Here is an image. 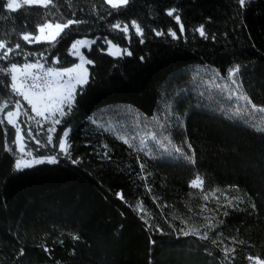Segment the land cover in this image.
Wrapping results in <instances>:
<instances>
[{"label": "trees", "instance_id": "trees-1", "mask_svg": "<svg viewBox=\"0 0 264 264\" xmlns=\"http://www.w3.org/2000/svg\"><path fill=\"white\" fill-rule=\"evenodd\" d=\"M5 3L0 0V40L5 43L0 55L8 48L12 52L0 59V68L37 61L68 68L77 63L70 53L75 40L90 38L96 43L83 50L93 61L87 66L90 83L79 91L70 114L63 118L56 114L61 123L52 133L48 132L51 121L37 124L23 114L29 109L33 116L27 102L12 90L10 74L0 72V109L4 103L0 110L4 120L0 125V264H254L248 257L264 260V127L210 102L194 104L181 117L184 137L191 145L186 154L159 148L144 151L121 125L129 115L152 119L161 84L189 66H207L224 75L239 65L243 93L257 107H264V0H246L244 8L238 0H129L119 8L106 0H52L47 6L23 4L15 11ZM169 9L177 12L169 16ZM68 20L80 23L70 25L51 42L22 39L23 34L35 35L45 23ZM117 23L121 28L128 25V32L113 29ZM201 24L208 38L195 31ZM169 29L179 38L168 35ZM157 31L164 35L157 36ZM105 40L121 54L110 55ZM124 49L132 55L123 54ZM17 101L23 106L18 122L26 149L37 158L58 156V163L13 170L18 156L15 129L3 116ZM29 127L42 143L51 135L52 145L37 152L27 138ZM66 129H70V158L59 153L58 140ZM5 141L17 156L5 150ZM197 177L202 187H191ZM145 212L151 213L148 222L162 231L147 227L140 218ZM209 223L216 227L206 228ZM191 228L200 235L208 231L209 238L180 232ZM226 248L234 251L226 255Z\"/></svg>", "mask_w": 264, "mask_h": 264}, {"label": "snow or ice", "instance_id": "snow-or-ice-1", "mask_svg": "<svg viewBox=\"0 0 264 264\" xmlns=\"http://www.w3.org/2000/svg\"><path fill=\"white\" fill-rule=\"evenodd\" d=\"M51 2H52V0H23L24 5H30L33 3H41V4H44L45 6H47ZM106 2L108 4H110L113 8H119L122 5H127L129 3V0H106ZM248 2H250V0H248ZM238 4L241 8H244L246 5V0H238ZM5 7L10 11H15L21 7V3H19L18 0H6ZM176 12H177L176 9H169V10H167V15L173 16L174 13H176ZM175 20L177 21V23H180V16L178 14L175 15ZM75 23H80V21L68 20L67 23H64V24L57 23L55 25V28L58 30L56 32V35L57 36L60 35V33L64 31V29H67L70 25L75 24ZM131 23L135 27L136 33L142 35V30L136 24V21H132ZM44 27H51V25L47 24ZM44 27H40L41 32H43ZM112 27H113V29H120L124 33L128 32V25H126V24L123 26V28H121L119 23L112 25ZM195 31H197L201 37L208 38L203 24H201L197 29H195ZM180 33H181V35H183V33H184V26L182 23H180ZM155 34L157 36L164 35V33L160 32V31H157ZM168 35H170L173 39L179 38V37H177L176 32L173 31L172 29L168 30ZM22 39L25 41H29V35L23 34ZM37 39H39V37H37ZM53 39H55V36L53 37ZM29 42H31V41H29ZM140 42L143 43V40H141ZM86 43H88V42L85 40L74 41L72 44V50H76V51H74V54L80 55L79 51L77 50V45H84ZM91 43L95 44L96 41H91ZM105 43L112 45V42L108 41V40H105ZM15 47L19 48L20 45L17 44ZM4 48H5V43H4V41L0 40V49H4ZM108 51H109L110 55H120L121 54L120 52L113 53L111 51V47L109 48ZM11 52H12V48H8L7 51H5L2 55H0V59H7L8 54ZM123 54L131 56L132 52L128 51L127 49H124ZM141 59H143V57H141ZM54 62H58V61L54 60ZM83 63H84V61L82 60L80 64L74 65V68H82ZM87 63L92 64L93 61L88 60ZM22 67H23L24 71L20 72V67H18V65L16 63H11L10 67L0 68V72L10 74L11 81H12V83H11L12 90L14 92H16L18 95L23 96L24 100H26L28 105L30 106V111L32 113H35V116L29 115V109H25L23 114L25 116H27L29 120L34 121L37 124H39L40 121L37 120L36 117H42L45 120H51L52 127L48 129V132L49 133L55 132L56 131V125H59L61 123V119H56L54 117L58 113L59 116L61 118H63L73 111V105L76 101V96L79 94V91H82L83 88L90 83V78L86 75L82 76L79 74H77L76 76H69V79L67 81L63 82V85L61 86L62 91L59 92L58 96L49 95L47 102L49 103V105H52V107H49L47 109L49 114L45 115V111L41 110V108L38 106L42 100V93H33L32 95H29V93L27 91H21V88L17 86V79H18L17 72H20L21 76L25 80H27L28 78H30L32 76V74L27 71L28 69H34V68L43 67V66L39 64V61H37L35 64L25 63ZM74 68H62L59 70H55L53 68H48L46 70V72L48 75H51L55 71L57 75L62 76L63 74L72 73L74 71ZM239 70H240V66L236 65L233 68L229 69V75H235L239 72ZM84 71L87 72V69H84ZM34 79L38 80V79H40V77L36 76ZM73 81H74V83H73ZM233 83H235V81H233ZM29 87L30 88H39L40 85L33 83ZM242 99L245 100L248 104H250L251 108L254 111L264 114V107H257L255 104H253L251 102V99L248 96L244 95V96H242ZM5 107H6V105H5ZM21 107H23V106L19 104V101H17V104H16L17 110L8 111L6 113L7 124L12 125L15 129V140L13 141V144L17 146V152L19 153V155L17 156V152H13V148L8 146L7 141H5V150L8 152H13V155L17 156V158L15 159V162H14L13 170L14 171H22L24 169H29V168H32L36 165H40L43 163H49V164L58 163L59 162L58 156H48V157L37 158V157L33 156V151L31 149L26 150L25 137H24V135H22V129L15 119L16 117H18L21 114L19 111V109ZM65 107H66L67 111H65ZM0 110H2V109H0ZM3 123H4V120L0 119V125H2ZM69 132H70V129H66L63 132L62 137H60L58 140L59 153H62L64 156H66L68 158L71 157V154L68 151V148L70 147V145H68L66 147V143H67L66 138L69 136ZM5 134H7V130H5ZM27 138H28V140L33 141L35 143L37 152H39V150L41 148L47 147L48 145H52V143H53V137L51 135L47 136V143H42L40 140H38L36 138L35 135H33V130L31 127H29L27 130ZM125 143H127V140H125ZM189 147H191V145H189ZM176 151L180 152L181 150L179 148H177ZM105 155H107V153H105ZM24 157H31V159H25ZM187 159L190 162H192L191 156L187 157ZM71 162L73 164H76L78 161L72 160ZM141 169L143 170V165H141ZM202 184H203V182L200 181L199 177H197L196 180H193L191 182L190 186L191 187H202ZM117 196L121 199L124 198L122 193H117ZM204 199H206V200L208 199L207 195L204 197ZM233 199L239 200L240 198L234 197ZM232 203H233L232 200L228 201L229 206H231ZM253 207H255V206L253 205ZM137 209H140V205L137 206ZM137 209H134V210H137ZM227 214H228L227 212L224 213V215H227ZM150 216H151L150 212H145V214L141 215L140 218L145 222V224L147 225V227L149 229L155 227L157 231H162V229H160L158 226H154L148 222V217H150ZM218 223H222V221H219ZM205 227L206 228H215L216 225L209 223L208 225H205ZM180 232L184 236L198 235V236H200L201 239H208L209 238L208 231H205L203 233V235H200L199 231L196 228H191L188 231L180 229ZM73 239H78V237L73 236ZM61 243H63V241H61ZM213 243H215V241H213ZM44 251L48 252L50 250L45 248ZM224 251H225V254L227 255V253L233 252L234 249L226 248V249H224ZM23 254H24V250L21 249L20 255H23ZM248 259L249 260H256L257 264H264V261H260L259 258L248 257Z\"/></svg>", "mask_w": 264, "mask_h": 264}, {"label": "rangeland", "instance_id": "rangeland-1", "mask_svg": "<svg viewBox=\"0 0 264 264\" xmlns=\"http://www.w3.org/2000/svg\"><path fill=\"white\" fill-rule=\"evenodd\" d=\"M18 1L23 3V0ZM108 46L111 47L113 53H121L118 47H113V45L109 44ZM77 50L79 49L77 48ZM82 60L81 58L80 62L76 63V65L80 64ZM233 67L234 66L229 69ZM70 68H74V66H70ZM53 69L59 70L58 68ZM84 69L88 71L85 63H83L82 68H74V71L70 74L59 76L55 71L53 72L57 84L48 93L42 94V100L38 105L41 110L45 111V115L49 114L47 109L52 107V105H49L47 102L49 95L58 96L59 92L62 91L61 86L63 82L67 81L69 76H76L77 74L82 75L81 73L85 72ZM229 69L224 75L219 74L214 69L207 66H189L177 71L160 86L159 105L155 116L152 119H142L135 115H129V119L121 123L122 127L126 128L124 130L127 132L128 136L137 140L140 148L144 151L159 148V150L171 152L179 148L186 154L190 153V148L181 127V117L194 104L210 102L215 106L224 107L227 112L233 116L243 117L254 126L264 127V114L254 111L251 105L242 99V96L245 94L240 84L239 74L229 75ZM233 81H235V83H233ZM21 91L23 90L21 89ZM21 97L23 98V96ZM16 104L17 103H15L13 109L9 111L17 110ZM3 106L4 103L1 104V109ZM6 113H4L3 116L5 120ZM32 115L35 116V113H32ZM18 118L19 116L15 119L19 124ZM36 118L41 122L51 121L45 120L42 117ZM24 158L31 159V157ZM251 262L257 264L256 260H251Z\"/></svg>", "mask_w": 264, "mask_h": 264}, {"label": "built area", "instance_id": "built-area-1", "mask_svg": "<svg viewBox=\"0 0 264 264\" xmlns=\"http://www.w3.org/2000/svg\"><path fill=\"white\" fill-rule=\"evenodd\" d=\"M35 63H32V64H35ZM39 64L42 65L43 67H37L34 69L27 70L29 73L32 74V76L28 78L27 80H25L20 74V72L24 71L23 67H20V72H17V77H18L17 86L20 87L23 91H27L29 95H32L33 93L46 94L50 90H52L57 84L54 73H52L51 75H48L46 72V70L51 67L48 66L45 63V61H40ZM36 76H39L40 79L38 80L34 79ZM33 83L39 84L40 87L30 88L29 86Z\"/></svg>", "mask_w": 264, "mask_h": 264}, {"label": "crops", "instance_id": "crops-1", "mask_svg": "<svg viewBox=\"0 0 264 264\" xmlns=\"http://www.w3.org/2000/svg\"><path fill=\"white\" fill-rule=\"evenodd\" d=\"M18 2L21 3V5H23L22 2H20V1H18ZM33 4L44 5V4H41V3H33ZM30 5H32V4H30ZM47 24H50L51 27H44V26L47 25ZM55 25H56V24L45 23V24L39 26V28H38V30H37V33H36L35 35H29V34H28V35H29V40H33L34 42H51V41L55 40L56 37H57L56 32L58 31V30L55 28ZM40 27H44L43 32L40 31ZM54 36H55V39H53ZM37 37H39V39H37ZM77 40H85V41H87L88 43H86V44H84V45H77V48L79 49L78 51H79L80 55H75V54H74V50H72V45H71V47H70V53H71L74 57L77 58V63L80 62V60H81V58H82L83 61H84V63H85V65L88 66V63H87L88 59L84 56V54H83V50H84V49H89V47L92 45L91 41H94V40H92V39H90V38H80V39H77ZM75 41H76V40H75ZM72 44H73V43H72ZM109 47H110V46H108L107 51L109 50ZM113 47H114V45H113ZM108 52H109V51H108ZM113 56H117V55H113ZM74 65H76V63H75ZM74 65H73V66H74ZM73 66H71V67H73ZM68 68H70V67H68ZM81 74H82L83 76H84V74H85L86 76H88V71H87V72H83V73H81ZM16 147H17V146H16Z\"/></svg>", "mask_w": 264, "mask_h": 264}]
</instances>
